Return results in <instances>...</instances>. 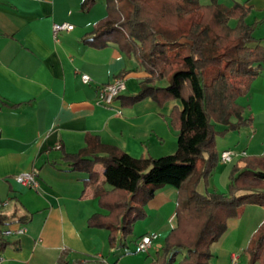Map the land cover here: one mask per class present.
<instances>
[{
	"label": "crops",
	"instance_id": "crops-1",
	"mask_svg": "<svg viewBox=\"0 0 264 264\" xmlns=\"http://www.w3.org/2000/svg\"><path fill=\"white\" fill-rule=\"evenodd\" d=\"M85 1L0 0V201L9 203L0 216L14 219L0 225V239L8 243L0 250V264H158L166 238L177 228L181 193L172 186L156 193L145 208L147 218L135 225L131 239L136 244L143 236L158 235L148 253L129 244L113 248L107 230L88 224L96 214H109L96 197L98 186L111 190L104 184V167H95L98 183L88 184L86 175L74 171L64 156L79 154L94 138L135 159L174 155L178 132L171 114L182 105L175 101L159 106L151 98L132 106L125 103L140 93L147 74L115 42L103 49L84 44L118 23L107 0H95L84 13ZM235 2L224 4L232 7ZM245 4L254 6L252 0ZM64 23L74 30L56 39L54 25ZM247 24L254 28V38L264 39ZM83 75L91 78L90 84L82 82ZM120 77L126 80L124 95L110 106L100 105L99 87ZM167 86V81L157 83ZM237 104L244 108V118L253 119V126L216 139L219 156L225 151L235 156L230 164H218L209 180L210 192L227 195L233 167L264 157V70ZM226 129L216 125L218 132ZM26 173L37 175L38 191L15 181ZM198 190L205 193L204 183ZM24 218L30 222H16ZM262 225L264 207L258 206H248L240 219L228 221V231L211 247L213 264H231L234 254L241 264H249L246 249ZM20 226L25 235L3 237L6 230Z\"/></svg>",
	"mask_w": 264,
	"mask_h": 264
},
{
	"label": "trees",
	"instance_id": "trees-1",
	"mask_svg": "<svg viewBox=\"0 0 264 264\" xmlns=\"http://www.w3.org/2000/svg\"><path fill=\"white\" fill-rule=\"evenodd\" d=\"M224 1L107 0L118 23L84 40L97 49L109 42L119 44L147 74L140 93L125 99L127 105L147 98L159 106L175 101L182 105L171 114L178 132L174 155L135 159L94 138L79 154L64 156L74 171L86 175L88 184L98 183L95 167H104V184L111 190L98 186L96 197L109 214H96L88 224L107 230L113 248L127 247L158 191L169 186L180 191L177 228L166 238L158 264H213L211 247L228 231V221L240 219L248 206L264 207V157L233 167L227 195L208 190L219 164L216 139L253 126L237 100L248 94L264 70L263 40L254 38V28L246 21L252 7L238 2L228 7ZM95 3L86 0L82 11L89 12ZM163 81L168 86L157 87ZM217 124L227 129L218 132ZM202 183L205 193L198 190ZM13 220L0 216V225ZM6 246L0 239V250ZM182 253L183 259L176 262ZM246 253L250 264H264V225Z\"/></svg>",
	"mask_w": 264,
	"mask_h": 264
},
{
	"label": "built area",
	"instance_id": "built-area-1",
	"mask_svg": "<svg viewBox=\"0 0 264 264\" xmlns=\"http://www.w3.org/2000/svg\"><path fill=\"white\" fill-rule=\"evenodd\" d=\"M39 1V0H31ZM74 30V26L69 23L56 24L54 25L53 32L54 37L57 39L62 33H69ZM82 82L85 85L91 83V78L88 75L82 76ZM127 90L126 80L123 77L117 78L112 83L107 85H102L99 87L98 91V103L102 106L112 105L118 98L122 97ZM1 135V131H0ZM61 149V146H58ZM235 154L232 151H225L219 156V163L230 164L234 160ZM15 181L26 188L38 191L40 184L38 177L35 173L21 174L15 177ZM7 201H0V210L8 206ZM26 233V229L23 226L17 229H9L3 233V237L12 236H23ZM158 240V235H147L143 236L137 243V251L139 253H148L155 245ZM231 264H240V256L234 254L231 257Z\"/></svg>",
	"mask_w": 264,
	"mask_h": 264
},
{
	"label": "rangeland",
	"instance_id": "rangeland-1",
	"mask_svg": "<svg viewBox=\"0 0 264 264\" xmlns=\"http://www.w3.org/2000/svg\"><path fill=\"white\" fill-rule=\"evenodd\" d=\"M235 1H238V2L245 4L246 2H248L250 0H235ZM252 1L254 3L253 4L254 6L252 7V10H251V12L247 18V22L249 24L255 26L256 37L264 38V0H252ZM131 237L133 238L134 236L132 235L127 239V244L133 245V248L134 247L137 248V244L135 243V241L133 242V239H131ZM244 255H247V254H244ZM243 262L244 261H242V263ZM249 264H250V258H249ZM257 264H260V263H257Z\"/></svg>",
	"mask_w": 264,
	"mask_h": 264
}]
</instances>
